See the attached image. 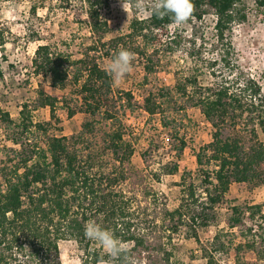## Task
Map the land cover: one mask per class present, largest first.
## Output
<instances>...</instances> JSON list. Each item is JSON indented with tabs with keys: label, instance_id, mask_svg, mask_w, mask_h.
I'll return each mask as SVG.
<instances>
[{
	"label": "trees",
	"instance_id": "obj_1",
	"mask_svg": "<svg viewBox=\"0 0 264 264\" xmlns=\"http://www.w3.org/2000/svg\"><path fill=\"white\" fill-rule=\"evenodd\" d=\"M246 1L191 0L192 14L185 23L202 24L209 15L214 16L213 57L205 59L201 52L204 43L199 41L201 44L196 49L199 39L192 41L193 51L188 55L195 63L177 73L175 91L186 98L190 107L200 109L211 124L212 141L195 152L197 172H183L178 183L182 191L180 204L173 210L163 204L160 221L157 215L151 221L138 222L132 203L122 192L99 193L92 188L93 156L89 153L84 157L80 146L86 135L95 134L94 119L84 123L78 135L68 138L49 135L52 122H35L28 104L23 105L16 122L9 113L0 112L1 122L16 126L18 132H14L11 140L22 148V151L10 149L14 159L3 160L0 167V264H62L60 241L67 239L81 246L82 264H100L102 259H108L107 254L84 234L85 224L91 219L126 243L129 254L138 264H177L174 241L182 231L186 238L197 242L207 264H222V256L233 245L234 233L219 229L213 240L204 243L200 231L218 224V208L234 184L264 187V75L256 79L241 69L231 38L234 26L249 18L251 9ZM153 2L146 0L144 4L150 9ZM253 2L256 14L264 16V0ZM86 3L90 29L97 39L84 57L73 59L68 53L45 44L37 47L33 59V74L48 78L52 88L70 87V92L81 98L80 107L74 109L65 98L49 96L44 90L39 91L36 107L49 108L51 121L56 122H59L56 111L61 103L69 118L79 112L91 118L101 114L113 126L105 142L121 150L122 162H129L134 148L123 140L124 133L116 126L118 118L108 105L113 79L92 54L98 52L99 44L107 48L103 39L110 29L101 17V10L109 6V0H86ZM33 13H36L35 6ZM169 25H172L169 16L137 15L131 22L130 33L112 39L109 46L114 54L121 49L134 53V58L137 56L144 66L146 82L161 66L158 55L163 43L159 33L179 26ZM166 35V40L173 38L167 44H173L169 49L174 53L176 46L182 45V35L173 33L169 37V32ZM4 45L0 35L1 49ZM107 55H111L110 50ZM206 72L215 80V86L203 83ZM3 77L0 65V78ZM126 96L130 105L133 96L131 93ZM162 104L153 93L144 98V110L150 117L163 112ZM174 130L173 142L180 156L186 139ZM39 133L46 136L45 145ZM169 172L178 173V164ZM124 178V169L116 167L113 173L101 174L100 181L116 184ZM227 210L228 225L245 226L247 218L256 222L253 227L247 226L246 233L241 231L244 241L235 250L254 252L264 262L262 206L231 204ZM249 234L253 235L249 237ZM111 264H122V261L113 260Z\"/></svg>",
	"mask_w": 264,
	"mask_h": 264
},
{
	"label": "rangeland",
	"instance_id": "obj_2",
	"mask_svg": "<svg viewBox=\"0 0 264 264\" xmlns=\"http://www.w3.org/2000/svg\"><path fill=\"white\" fill-rule=\"evenodd\" d=\"M246 2L251 9L249 18L247 22L234 26L231 38L237 52L238 65L246 73L261 79L264 75V16L256 14L253 0ZM131 3L130 0L128 13L123 9L122 0H109V6L101 10V17L108 22L110 29L103 39L107 48H102L99 44L98 52L92 54L107 71L110 69L111 55H115L109 46L110 41L130 33L131 22L137 15L146 16L138 14ZM34 6L36 13H33ZM89 21L86 0H0V35L5 41L4 48L0 47V65L4 74L0 78V112L9 113L16 122L20 119L23 105L28 104L35 122H52L49 135L68 138L78 135L83 130L84 123L94 119L95 134L86 135L84 144L80 146L84 157L89 153L93 156L92 188L99 193L122 192L132 203L138 222L151 221L157 215L160 221L163 204L168 205L171 210L180 204L182 191L178 183L183 172H197L195 152L212 141L211 124L200 109L190 107L186 98L176 93L175 85L179 79L177 73L188 70L195 63L188 55L193 51L192 41L199 39L196 49L201 44L199 41L204 43L201 52L205 54V59H212L214 16L209 15L202 24L184 23L169 28V37H173V33L182 35V45L176 46L174 53L169 49L173 48V44H167L173 38L166 40L167 32H160L163 44L158 56L161 66L155 74L149 76L148 81L145 82L144 66L136 56L132 61V70L118 83L113 82L108 105L118 118L116 126L122 129L123 140L131 143L134 148L135 153L129 162H122L121 150L105 142L106 135L113 126L101 114L91 118L79 112L69 118L61 103L56 111L59 122H56L51 121L49 108L36 107L41 90L60 100L65 98L74 109L80 107L81 98L77 94L73 95L70 87L66 90L52 88L48 78L33 74V59L37 47L45 44L68 53L73 59L84 57L97 39L91 32ZM107 50H110L111 55H107ZM202 81L205 85L215 86V80L208 72ZM126 93L133 96L130 105ZM149 93L155 94L163 103V112L155 117H150L144 110V98ZM165 124L170 127L165 128ZM175 128L179 136L186 139L185 150L180 156L173 142ZM14 132H18L15 125L0 121V167L3 160L9 157L14 159L15 154L10 149L22 151L11 140ZM39 137L45 145L46 136L39 133ZM175 163L179 166V172L173 175L169 171ZM116 167L124 169L125 178L122 181L116 184L100 181L101 174L105 176L113 173ZM157 198L158 205L155 204ZM231 204L244 207L261 205L264 213V187L234 184L226 201L218 208V224L200 231L202 242L213 240L217 231L223 229L235 236L232 237L234 242L229 253L221 258L222 264H264L254 252L241 250L239 253L235 250L244 241L241 231L246 233L247 226L253 227L256 222L247 218L245 226L228 225L227 209ZM140 225V228L144 227L145 222ZM228 238L231 239L229 236ZM93 243L96 244L94 241ZM174 243V261L177 264H207L202 258L199 245L195 240L186 238L185 231L175 237ZM60 256L62 264H82L83 250L75 240H63L60 241Z\"/></svg>",
	"mask_w": 264,
	"mask_h": 264
},
{
	"label": "clouds",
	"instance_id": "obj_3",
	"mask_svg": "<svg viewBox=\"0 0 264 264\" xmlns=\"http://www.w3.org/2000/svg\"><path fill=\"white\" fill-rule=\"evenodd\" d=\"M124 11L128 13L130 0H122ZM136 12L140 15L157 16L163 18L169 16L172 25L185 23L192 14L191 0H154L150 9H147L143 0H135L131 3ZM134 53L126 49L119 50L111 59L110 74L114 83L122 80L131 70ZM85 237L96 242L107 254L108 259H102L100 264H111L113 260H120L122 264H138V261L129 254L128 245L120 241L111 230L105 229L95 219L85 224Z\"/></svg>",
	"mask_w": 264,
	"mask_h": 264
}]
</instances>
